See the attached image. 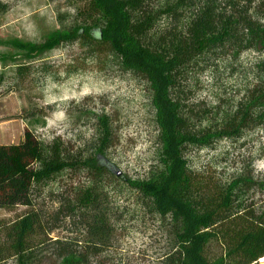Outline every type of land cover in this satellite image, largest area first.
Here are the masks:
<instances>
[{
  "label": "trees",
  "instance_id": "trees-1",
  "mask_svg": "<svg viewBox=\"0 0 264 264\" xmlns=\"http://www.w3.org/2000/svg\"><path fill=\"white\" fill-rule=\"evenodd\" d=\"M89 7V24L95 12L100 28L60 32L44 46L91 38L143 80L159 151L143 177L124 181L161 221L165 251L157 264H256L264 256V195L254 198L264 193V179L247 167L221 181L191 167L188 153L264 132V60L253 66L254 83L217 118L196 112L183 86L194 68L264 48V0H91ZM111 139L105 124L98 152ZM114 169L101 154L45 144L29 130L16 145L0 144V208L25 207L0 219V264H100L115 246L119 218L94 181L115 176ZM61 172L70 183L48 191ZM211 242L222 248L212 261Z\"/></svg>",
  "mask_w": 264,
  "mask_h": 264
},
{
  "label": "rangeland",
  "instance_id": "rangeland-1",
  "mask_svg": "<svg viewBox=\"0 0 264 264\" xmlns=\"http://www.w3.org/2000/svg\"><path fill=\"white\" fill-rule=\"evenodd\" d=\"M0 3V144L16 145L29 130L45 144L57 140L61 149L104 156L119 175L94 182L107 192L110 209L119 219L115 246L102 255L100 264H157L165 251L161 221L141 205L124 181L143 177L159 151L154 112L143 80L122 70L115 56L91 38L44 46L60 32L85 30L91 35L100 28L101 18L95 12L94 23L89 24L91 0ZM260 60H264V48L258 47L235 61L220 60L206 70L194 68L183 86L189 94L187 103L196 112L206 109L217 118L254 83L253 66ZM105 124L114 139L98 152ZM188 161L191 167L221 181L247 167L264 179V132L256 129L239 141L224 138L213 147L194 148ZM81 180L84 186L92 183ZM65 182L70 180L61 172L47 190L56 192ZM24 210L23 206L0 208V219H14ZM62 233L58 229L53 236ZM221 251L218 243L211 242L206 256L212 261ZM256 264H264V256Z\"/></svg>",
  "mask_w": 264,
  "mask_h": 264
},
{
  "label": "water",
  "instance_id": "water-1",
  "mask_svg": "<svg viewBox=\"0 0 264 264\" xmlns=\"http://www.w3.org/2000/svg\"><path fill=\"white\" fill-rule=\"evenodd\" d=\"M115 174L119 175V172H116V169H114Z\"/></svg>",
  "mask_w": 264,
  "mask_h": 264
}]
</instances>
